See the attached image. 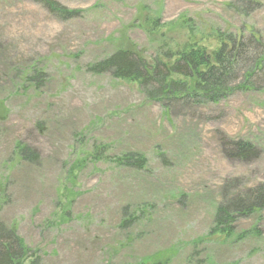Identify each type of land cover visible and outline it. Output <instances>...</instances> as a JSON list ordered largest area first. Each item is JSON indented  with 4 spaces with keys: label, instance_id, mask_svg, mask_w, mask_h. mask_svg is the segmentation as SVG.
<instances>
[{
    "label": "rangeland",
    "instance_id": "obj_1",
    "mask_svg": "<svg viewBox=\"0 0 264 264\" xmlns=\"http://www.w3.org/2000/svg\"><path fill=\"white\" fill-rule=\"evenodd\" d=\"M48 1L75 16L0 0V222L41 264H264V208L228 234L213 224L218 206L264 188V90L157 101L90 72L117 50L150 63L264 36V0ZM127 152L145 168L106 161Z\"/></svg>",
    "mask_w": 264,
    "mask_h": 264
},
{
    "label": "trees",
    "instance_id": "obj_2",
    "mask_svg": "<svg viewBox=\"0 0 264 264\" xmlns=\"http://www.w3.org/2000/svg\"><path fill=\"white\" fill-rule=\"evenodd\" d=\"M38 1L60 18H72L71 16L76 14L54 2ZM217 42L218 49L210 53L187 45L183 52L167 51L163 59L156 57L150 63H145L130 51L117 50L93 64L90 72H109L113 78L136 82L148 89V95L157 101L171 98L217 104L236 93L263 91L264 36L237 38L227 35L225 38L220 36ZM34 69L35 67L24 69L22 74L25 81L30 79L26 77V73ZM173 77H182L185 81L178 82ZM17 148L21 157H36L25 147ZM234 148L242 159L254 154L252 146L247 143L237 142ZM106 161L127 170H143L146 166L145 157L135 152L123 153ZM262 208L264 188L250 192L244 197V201L242 197L232 199L217 207L213 218L214 230L223 234L231 233V224L235 223L236 217L255 214ZM130 217L128 223H125V228L131 225L130 222L137 220L133 215ZM26 259L30 260L28 264H41L38 258L32 256L15 231L0 222V264H26Z\"/></svg>",
    "mask_w": 264,
    "mask_h": 264
}]
</instances>
